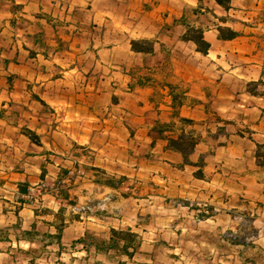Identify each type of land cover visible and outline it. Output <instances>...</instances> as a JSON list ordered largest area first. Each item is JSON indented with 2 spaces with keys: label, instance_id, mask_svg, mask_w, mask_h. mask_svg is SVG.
Returning <instances> with one entry per match:
<instances>
[{
  "label": "rangeland",
  "instance_id": "374dc122",
  "mask_svg": "<svg viewBox=\"0 0 264 264\" xmlns=\"http://www.w3.org/2000/svg\"><path fill=\"white\" fill-rule=\"evenodd\" d=\"M72 6L71 14L60 8L53 11L54 17L38 14L30 2L0 7L15 16L7 36L0 38V228H10L13 240L12 246L0 245V264H114L95 249L87 254L78 243L109 240L112 228L131 229L137 235L131 264H264L260 249L251 247L240 255L241 249L233 245L247 240L264 250V194L254 173L255 144L264 145V2L242 10V16L253 22H241L257 29L256 34H242L238 46L244 48L227 53L229 45L217 46L212 59L196 60L194 47L185 44L187 73L180 78L182 89L199 97L207 91L211 99L199 104L205 105V114L191 115L201 140L192 160L204 158V181L194 178L196 168H184L181 158L166 155L154 137H150L153 143L145 139L149 125L169 121L167 111L156 112L148 103H138L142 95L135 96L132 105L127 100L131 89L125 85L124 70L171 61L173 34L161 36L169 45L164 44L162 51L156 45L158 54L153 58L129 55L123 50L134 40L120 39L119 62L127 68L113 78L109 45H105L113 40V33L77 37L85 32L80 29H91L89 20H83V25L78 20L93 7ZM125 6L124 1L106 0L100 8L122 12ZM190 8L184 10L190 25L204 31L209 27L217 31L232 13L221 9L218 17L206 12L203 21H195ZM256 65L262 69L258 84ZM250 67L252 71H247ZM175 68L173 63L176 75ZM90 167L126 177L128 182L121 187L131 197L95 187L86 170ZM43 170L47 172L44 182ZM63 170L70 172L64 185L75 180L71 194L76 207L53 197L58 196L55 183ZM20 185L28 186V196L20 195ZM20 199L29 204H20ZM62 207L67 221L62 249L48 246L33 228L25 229L26 209L33 212L38 231L55 234L44 222L53 223ZM195 208L210 219L200 220ZM87 211L104 212V220L87 218ZM76 217L80 221L71 222ZM83 231L85 237L80 238ZM23 232H33L32 238L44 243L23 241ZM111 256L115 262L127 260Z\"/></svg>",
  "mask_w": 264,
  "mask_h": 264
},
{
  "label": "trees",
  "instance_id": "16d2710c",
  "mask_svg": "<svg viewBox=\"0 0 264 264\" xmlns=\"http://www.w3.org/2000/svg\"><path fill=\"white\" fill-rule=\"evenodd\" d=\"M216 5L221 8L225 13H229L233 10V0H215ZM190 8V7H189ZM202 8H190L195 17L200 15V10ZM264 23V22H261ZM175 24L185 26L187 28V33L182 37V42L186 45H192L197 54L202 57H207L212 49L210 43H208L204 38L203 30L193 28L188 23V17L184 14L179 20L175 21ZM219 41L232 42L239 38L240 34L233 31L230 28H217ZM156 41H151L149 39L134 40L130 44L131 52L136 57H155L158 54L156 50ZM173 63L170 60H166L163 64L159 66L150 67L148 65H143L140 67L133 68L129 71V76L131 78L130 89L140 90L145 94H149L148 101L153 107V111L160 112L166 110L168 113L169 121L166 122H156L154 123L150 131L148 132L149 137H154L159 142L165 145V149L168 152L178 155L182 159V166L193 167L198 170L194 175V178L198 181H204V171L205 162L204 158L200 157L197 162L192 160L193 156L196 155L198 148L201 145V140L198 137V133L195 128L198 123L194 120L187 118L185 113L191 107L199 105L200 102L191 98L188 90L182 89V82L180 78L175 75L172 71ZM262 83V82H257ZM148 92V93H146ZM253 97H259L254 92H249ZM189 103V104H188ZM192 104V105H191ZM40 144V143H38ZM256 152L254 153L255 162V180L259 187L262 188L264 194V145L255 144ZM76 169L79 170L78 165ZM87 173L92 174V184L100 189L108 190L114 193L122 192L123 198L127 199L131 197L129 194L122 189L121 184L124 185L128 182L126 177H121L117 175H111L103 169L90 167L86 168ZM70 175V172L63 170V177H60L56 181L55 186L57 187L58 196H54L57 200L65 203L71 207H76V203L72 198V189L74 187L75 180H72V185H64V177ZM47 176L46 170H43L41 175V181H45ZM20 195L22 197L28 196V186L20 185ZM20 204L27 205L29 202L20 199ZM186 207V206H185ZM199 215V219L206 221L210 219V216L204 214L200 209L195 208ZM65 207H62L58 214L55 216L53 223L49 224L44 222L45 225L51 227L55 230V234L42 233L33 227V232L37 237L45 239L48 241V246H58L62 249V237L67 225V221L63 218ZM213 210L209 208V211ZM50 216L49 213L45 214ZM84 215L88 217H93L98 220H104V212H96L93 215L90 212H85ZM39 217L38 215H36ZM80 217L71 219L73 221H80ZM59 223V225H58ZM13 229V228H12ZM17 231L18 226L14 228ZM10 228H0V245L9 244L12 246L13 240L11 238ZM33 232H23V241L40 243L43 244L40 239L32 238ZM137 235L133 233L131 229L127 231L117 230L112 228L110 230L109 240H100L97 242L89 243L88 240L82 239L78 243L83 245L84 250L87 254H90L91 249H95L98 256H103L107 262L114 264H131L134 260L135 254V240ZM234 247L240 248V255L248 252V250L253 247V249H260L264 255V250L260 247L252 246L247 240L235 242ZM119 255L120 257H125L127 260L123 262L122 260L115 262V259L111 254ZM115 257V256H114ZM264 259V257H263ZM97 264H103L102 262H97Z\"/></svg>",
  "mask_w": 264,
  "mask_h": 264
},
{
  "label": "crops",
  "instance_id": "0c3cea01",
  "mask_svg": "<svg viewBox=\"0 0 264 264\" xmlns=\"http://www.w3.org/2000/svg\"><path fill=\"white\" fill-rule=\"evenodd\" d=\"M92 1V2H91ZM106 0H0V7L2 4H15V5H26L27 3H31L35 5L38 8V14L40 13H45L47 15H52L53 11H57L60 8L64 11V13L71 14V11L75 10V6H81V5H88L93 7L91 11H85L86 14H82L81 18L82 20L80 21L81 25L82 21H87L89 20L90 22V27L91 29H80L78 25H76L77 28L80 29V32L82 33H77V37L85 38L89 37V33L93 36H98L102 35V33H113V36L111 37L113 40L105 45H109V50L108 55L111 56V65L109 68L113 69L114 71L112 72L113 78L119 74L118 71L123 70V68H127V65L125 63L119 62L120 59V54L119 51L122 50L121 47V40L125 36H129L131 40H140V39H153V38H158V46L159 50H164L165 47L163 46L164 44L169 45L168 42H163L161 40V36L165 33H171L174 36V43L172 46H169L171 49V61L176 64V75L181 78L185 79L186 76V69H185V62L184 60V50H187L186 45L181 41L182 37L187 33V28L182 25L175 24L176 20H179L183 15H184V10L187 8V6L191 8H198V7H204L205 9H201L200 12L203 15V17H200L198 15L195 17V21H203L204 16L206 15V12H214V14L218 17L222 16L221 8H219L216 5L215 0H120L124 1L126 3L125 10L122 12H118V9H112L109 10L108 8H100L101 5ZM259 1V2H258ZM73 2V3H72ZM264 0H233V6L234 10L231 11L232 13L229 14V19L227 24L220 23L221 27H228L232 28L235 30V32L240 33L241 37L237 38L235 41L232 42H223L219 41L218 38V33L215 31V27H209L207 30H203L204 32V38L205 40L211 44L212 49L209 52V55L207 57L202 58L201 55L196 54V60L200 59H212L211 54L214 52L213 49L215 47H221L224 48L229 45L227 53L231 51L232 49H239V48H244L243 46H238V42L243 40V35H251V34H256L257 29H250L249 27H245L243 22L246 23H252L253 20L249 21L248 19H245L242 13V10L245 9L246 5H251V4H256L258 3L259 6H261V3H263ZM90 3H92L90 5ZM202 7V8H203ZM240 9V10H238ZM67 11V12H66ZM88 13L91 15L88 16ZM54 14V13H53ZM201 15V16H202ZM14 17L13 14H8L4 11L1 10L0 8V25L5 22V26H1L0 28V38H5L7 36V32L11 30L10 24L14 22ZM52 17H54L52 15ZM10 19V20H9ZM108 19V20H107ZM110 19V20H109ZM199 19V20H198ZM237 19L239 22H237ZM243 21V22H241ZM69 23V22H68ZM86 23V22H85ZM107 25H106V24ZM190 24V22L188 21ZM109 24V25H108ZM86 25V24H85ZM89 25V24H88ZM93 26V27H92ZM262 25H260L261 27ZM197 29L198 26H196ZM3 28V29H2ZM76 28V29H77ZM72 27H70L68 30H71ZM168 30V31H167ZM118 36H120L118 38ZM166 37L172 38L171 36L164 35ZM19 37V36H18ZM165 38V37H164ZM121 39V40H120ZM236 44L233 48L230 46L232 44ZM97 49V48H96ZM123 51L127 52L129 55H135L131 52L130 46L125 48ZM235 53H241L240 50H236ZM247 54V52L245 53ZM159 57L164 58V56L159 54ZM110 59V58H109ZM130 60H128L129 62ZM102 64L105 62L102 61ZM114 63L116 66H114ZM134 67V66H133ZM256 70V82L259 81L261 74H262V69L259 66L254 67ZM253 67L247 68V71H252ZM126 75H124V82L126 83L125 85L127 88L131 84V78L129 76V71L130 68H127L124 70ZM112 81V79L110 80ZM112 85V82H110ZM115 87L117 85H114ZM194 92L195 89L197 88L196 85H193ZM128 90V89H127ZM128 101L134 103L133 101L135 100V96L137 95H142L138 103H148V97L149 94H145L144 92L140 90H128ZM148 93V92H146ZM213 95V94H212ZM209 93L207 91L203 92V96L199 97L196 96L195 94L190 93V97L199 101L200 103L203 104V101L205 100H211L209 99ZM133 98V100H132ZM195 105L192 108H189L187 117L194 119L193 116L191 115H198V114H205V105ZM150 105V104H149ZM151 106V105H150ZM152 107V106H151ZM149 125V127H151ZM139 130V133H141V136L143 134V129L142 128H137ZM145 139H149L147 141H154L150 137L148 138V132H146ZM153 143V142H152ZM157 146L166 154L171 157H175L177 160L180 159V157L176 154H173L171 152L166 151L165 145L163 143H160L159 141L157 142ZM129 151V148H126ZM179 161V160H178ZM126 176V174H122ZM245 180V178H243ZM243 179H239L241 182ZM25 214L27 215L28 223L26 230L31 229L34 227V214L33 212H30L28 210H24ZM31 219V220H30ZM77 231V230H76ZM80 238L85 237V232L79 236Z\"/></svg>",
  "mask_w": 264,
  "mask_h": 264
}]
</instances>
